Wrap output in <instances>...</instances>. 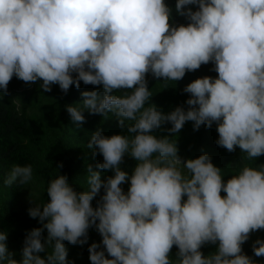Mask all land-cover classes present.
I'll return each instance as SVG.
<instances>
[{"label":"clouds","instance_id":"clouds-1","mask_svg":"<svg viewBox=\"0 0 264 264\" xmlns=\"http://www.w3.org/2000/svg\"><path fill=\"white\" fill-rule=\"evenodd\" d=\"M175 13L188 22L173 23L166 0H0V98L13 77L42 81L44 92L102 86L66 106L72 123L85 122L84 110L113 113L129 133H92L87 147L103 162L88 165L87 189L52 179L47 202L28 209L42 227L27 233L21 260L0 231V264H69L64 241L83 245L93 227L102 240L88 249L91 264H258L242 246L264 230V164L246 162L264 156V0H176ZM209 63L217 76L187 84L184 104L164 113L150 103L149 74L177 82ZM187 122L215 125L219 147L240 149L226 181L207 153L179 154L172 134ZM166 124L168 136L154 134ZM126 155L137 161L131 174ZM101 170L113 175L102 180ZM32 180L30 164H14L3 184ZM206 244L218 247L205 256ZM252 247L264 257V239Z\"/></svg>","mask_w":264,"mask_h":264},{"label":"trees","instance_id":"trees-1","mask_svg":"<svg viewBox=\"0 0 264 264\" xmlns=\"http://www.w3.org/2000/svg\"><path fill=\"white\" fill-rule=\"evenodd\" d=\"M166 3L173 9V23L188 22L175 13L176 0H166ZM213 67L211 63L202 65L197 71L186 73L185 77L177 82L165 83L149 74L147 79L153 93L150 103L155 104L164 113L173 111L189 98V94L183 91L187 84L203 76H217L212 70ZM41 83L42 81L26 84L13 77L7 94L0 98V231L8 234V249L15 254L14 258L17 260L22 259L27 233L33 228L42 227L38 218L29 216L28 209L33 206V202L39 205L47 202L49 182L64 174L77 191H83L87 189L88 165L91 164L95 168L98 163L103 162L102 155L93 156L92 150L87 147L92 133L99 129L109 137L113 134L129 135L126 127L119 126L118 118L113 113L103 116L84 110L85 122L80 127L72 123L66 106L82 107L81 93L98 91L102 95V86L84 85L81 82L80 89L73 85L65 94L58 85H53L51 92H44L40 88ZM17 104L20 105L19 111ZM170 127V124L162 125L154 134L158 137L168 136L167 129ZM172 136L177 140L182 158L194 159L207 153L212 157L213 163L223 169L225 181L230 178L232 169L241 165L242 153L239 148L229 153L217 145L218 133L215 125L211 129L201 126L199 130H194L193 123L187 122L179 133ZM246 162L258 167L264 164V156ZM61 163L63 167L58 169ZM136 163L137 161L126 155L121 167L131 174ZM14 164H30L33 169L32 182L26 185L5 186L3 180ZM101 173L102 180L113 175L111 171L101 170ZM122 187L126 192L129 184L126 183ZM100 195H103V190ZM99 199L98 195L93 200L94 207ZM44 236H47V230L44 231ZM257 239H264V230L253 232L242 246L243 251L258 264H264V257H255L253 252L252 245ZM101 240L102 237L93 227L88 230V240L83 245H72L64 241L69 264H91L88 249L91 244H99ZM217 247L218 245L206 244L201 251L207 256L215 252ZM177 251L174 246L171 257L173 260ZM41 255L46 256L47 252Z\"/></svg>","mask_w":264,"mask_h":264}]
</instances>
